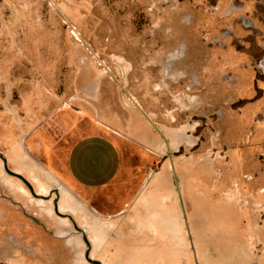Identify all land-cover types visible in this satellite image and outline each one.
<instances>
[{
	"label": "rangeland",
	"instance_id": "1",
	"mask_svg": "<svg viewBox=\"0 0 264 264\" xmlns=\"http://www.w3.org/2000/svg\"><path fill=\"white\" fill-rule=\"evenodd\" d=\"M130 104L165 134L166 159L231 158V172L241 168L257 189L221 194L247 220L245 245L235 237L229 251L220 225L206 222V196L193 204L186 192L194 238L182 219L165 264L264 258V0H0V218L4 205L46 217L52 192H63L48 170L58 113ZM225 120L244 131L221 134ZM237 220L226 223L231 234Z\"/></svg>",
	"mask_w": 264,
	"mask_h": 264
},
{
	"label": "crops",
	"instance_id": "2",
	"mask_svg": "<svg viewBox=\"0 0 264 264\" xmlns=\"http://www.w3.org/2000/svg\"><path fill=\"white\" fill-rule=\"evenodd\" d=\"M130 105L117 113L57 114L54 125L63 134L49 151L53 164L48 170L63 192H52L56 199L46 217L3 206L8 216L0 218V264H165L176 254L179 235L182 240V219L189 240L194 238L187 227L186 192L193 204L200 192L206 196L205 219L220 225L215 237L224 250L234 247L235 237L245 245V207L232 212L221 203V194L242 192L246 197L257 191L254 179L247 181L238 167L232 173L231 158L196 154L185 165L166 159L165 134L141 108ZM221 126V134L244 131L232 120ZM223 141L220 146L230 147ZM233 179L239 182L235 188ZM232 218L238 219L236 234L226 226ZM245 254L239 262L246 263ZM253 261L261 264L264 258Z\"/></svg>",
	"mask_w": 264,
	"mask_h": 264
},
{
	"label": "bare ground",
	"instance_id": "3",
	"mask_svg": "<svg viewBox=\"0 0 264 264\" xmlns=\"http://www.w3.org/2000/svg\"><path fill=\"white\" fill-rule=\"evenodd\" d=\"M72 35L75 37V39L80 42V38L78 37L77 33L76 32H73Z\"/></svg>",
	"mask_w": 264,
	"mask_h": 264
}]
</instances>
